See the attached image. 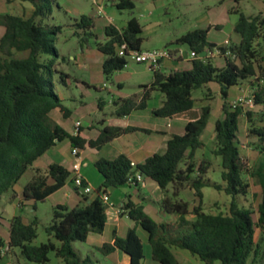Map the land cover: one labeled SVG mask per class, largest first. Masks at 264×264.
I'll list each match as a JSON object with an SVG mask.
<instances>
[{"label": "trees", "instance_id": "trees-1", "mask_svg": "<svg viewBox=\"0 0 264 264\" xmlns=\"http://www.w3.org/2000/svg\"><path fill=\"white\" fill-rule=\"evenodd\" d=\"M20 1L33 5L29 17L0 13V26L5 29L0 39V196L13 190L37 160L66 138L70 139L73 147L81 150L86 148L87 143L99 149L125 132L147 131L135 127H108L96 140L88 142L79 135L69 133L51 118L52 111L57 108L65 113V117L69 114L62 106L52 81L57 72L54 58L41 60L44 54L59 57L54 40L42 20L52 13V1ZM115 6L123 11L133 10L136 5L134 0H116ZM94 25V19L86 15L77 23L80 29L90 32L87 34H91ZM60 30L61 27L56 26L51 31L57 34ZM210 30L195 29L178 39L194 53L191 68L175 70L169 75L154 71V81L143 86L140 102L132 96L121 98L115 104L117 115H128L145 108L151 92L159 91L164 94L165 101L155 114L172 118L195 107L194 90L218 83L226 99L223 106L225 116L215 125L213 154L221 157L223 182L211 181L207 175L212 163L209 160L199 161L196 156L199 150L206 147L203 135L212 113L211 106L207 105L201 108L197 120L187 123L183 134L172 136L164 154H154L143 164H137L136 168L132 167V161L125 154L114 159L97 160L95 166L103 177L102 188L92 200L84 194V204L71 209L67 205L56 207L53 221L46 230L57 242L50 239L47 243L35 245L38 218L27 223L21 214L15 215L10 221V248H20L28 260L40 264H49L51 252H55L65 264H94L91 256L82 257L76 251L74 243L87 242L91 233L102 234L105 231L108 205L103 201L102 194L107 188L130 185L129 175L140 171L162 189L161 209L176 215L172 222H158L146 213L143 205L129 201L123 207L136 226L147 232L151 258L157 264H180L174 247L189 251L205 264H249L250 258L257 256V229L264 232V125H253L249 130L250 135L257 138L261 153L259 164L251 167L242 156L238 138L242 110H230L227 97L232 86L249 82L254 88L255 105H264V15L250 17L240 14L235 26L240 40L231 47L237 58L224 57L223 67L214 65L209 55L214 49L209 40ZM142 33L143 27L135 17L124 28L113 24L106 27L108 39L105 43H98V49L107 56L103 71L108 77L128 64L125 57L119 56L123 44L131 50H142ZM204 51L207 55L201 57ZM63 76L68 77L66 74ZM99 105L103 107L102 103ZM247 176L256 178L262 188L257 221L252 208L239 203V198L249 193ZM73 179L71 169L58 162L51 163L45 172L36 170L32 181L23 189L22 200L45 201ZM169 187L172 188L171 194ZM205 187L224 191L232 197L228 214L205 212L202 205ZM186 188H191L198 199V204L192 209L188 202L177 199ZM191 214L195 219L189 218ZM2 244L0 239V246ZM100 249L107 255L121 250L130 257L131 264H144L146 258L144 243L136 227L130 229L125 237L115 235L111 243L103 244ZM251 264H256V259Z\"/></svg>", "mask_w": 264, "mask_h": 264}, {"label": "rangeland", "instance_id": "rangeland-1", "mask_svg": "<svg viewBox=\"0 0 264 264\" xmlns=\"http://www.w3.org/2000/svg\"><path fill=\"white\" fill-rule=\"evenodd\" d=\"M51 1L52 13L42 18V20L45 29L50 33L49 36L54 40L59 57L44 54L41 60L45 61L53 58L55 60L54 68L57 72L54 73L52 81L55 92L62 100V106L69 114L68 117H65V113L57 108L52 111L51 118L71 134L74 133L75 123L79 121L83 123L86 133L97 135L98 130L101 132L105 128L100 120L111 116L112 111L116 110V101L132 96H136L139 101L144 93L143 86L154 81V70L149 65L138 63L131 58L128 59V64L123 70L115 72L109 77L104 73L103 63L107 56L98 49V43L107 41L106 27L108 25L113 24L118 28H124L128 21L135 17L143 27L144 47L179 50V53L185 59L190 58L191 50L188 45L179 43L178 39L186 33L199 28H211L209 39L212 43L221 44L226 39H230L233 44L237 45L240 37L235 32V26L240 19V14L244 13L250 17L264 15V0H134L135 8L123 11L118 10L115 6L116 0ZM20 2L33 7L30 2ZM30 7H23L17 1L0 0V13L3 14L9 13L29 17L32 14ZM84 15L94 19L95 25L91 30V34H87V32L90 33L88 30L80 29L77 26ZM56 26L61 27L60 32L57 34L51 31ZM4 31V27L0 26V39ZM210 52L215 53V48ZM211 58L217 67L225 66L224 57L214 54L211 55ZM65 74L68 77H64ZM108 91L110 94L106 97ZM252 91H254V88L249 82L232 86L228 90L227 97V100L230 101H228L230 110H235L230 107L233 100L242 95L251 94ZM151 94L153 97L148 104L150 108H153L157 105L158 98L163 94L159 91H153ZM193 98L195 99L193 111L200 110L207 105H210L212 109L209 125L204 134L206 147L199 150L196 156L199 161L209 160L212 163L207 177L213 182L222 183L221 157L214 155L213 150L215 149V125L218 120L225 116L222 106L226 99L221 94V86L214 82L204 88L194 90ZM100 103L104 104L103 107H100ZM240 109L242 115L240 117L238 138L241 153L251 167H256L261 160V153L257 147V138L252 137L249 130L253 125H264V105H243ZM143 114H145V117L140 120L141 123L151 125L154 122L151 111ZM107 144L105 145L107 146ZM110 148L108 145L102 151L107 153ZM72 149L70 139L66 138L40 158L38 163L46 170L48 168L46 164L50 162H60L63 165L71 163L72 165L75 161ZM85 149L81 150V173L83 176L88 177V183L93 191L87 195L92 199L98 195V190L103 185V177L96 168L95 163L104 153H98L96 149ZM34 166L28 169L13 190L0 196V239L3 242L0 246V264H40L28 260L20 248L9 247L8 227L15 215L21 214L29 223L38 218V237L34 244L41 245L47 243L50 239L57 242L47 233L46 229L53 221L54 211L58 205H67L71 209L85 202L84 192L82 190L78 192L72 181H69L65 188L51 195L45 201L22 200L25 185L32 181L36 175L37 169ZM246 178L250 185L249 193L247 196L240 197L239 203L241 206L252 208L254 220L257 221L262 188L256 178L251 176ZM145 180L156 186V182L151 178L145 177ZM122 188H124L125 193H131L132 198L137 202H140L139 200L142 198L141 192L144 194L145 191L134 189V187L128 185L122 186ZM116 189L107 188V191L112 194L111 201L114 202L118 201L119 196ZM203 192L202 205L205 212L211 214H228L230 212L231 196L213 187H205ZM169 193H172L171 187H169ZM177 199L188 202L191 209L198 204V199L191 188L183 190ZM150 201L156 210L151 214L156 221L172 222L176 219L175 214H168L161 209L160 198L154 196ZM189 218L195 219V216L191 214ZM125 222L131 229L136 224L129 217L125 218ZM123 230L125 231V228ZM128 231L126 230V234ZM137 233L144 243L146 256L144 264H157L150 256L151 246L146 239L147 232L138 227ZM103 236L111 239V228H108ZM103 236L99 233H91L93 239H101ZM256 241L259 244L258 254L250 258L249 264L254 259H256V264H264V232L260 229H257ZM74 248L82 257L91 256L94 264H106L107 262L105 254L100 248L91 247L90 250L88 241H76ZM173 250L180 264H205L189 251L178 247H174ZM49 264L65 263L56 256L55 252H51Z\"/></svg>", "mask_w": 264, "mask_h": 264}, {"label": "crops", "instance_id": "crops-1", "mask_svg": "<svg viewBox=\"0 0 264 264\" xmlns=\"http://www.w3.org/2000/svg\"><path fill=\"white\" fill-rule=\"evenodd\" d=\"M5 1H7V0H5ZM11 1H17L18 3L22 4L23 7H26V8L30 7V6H26L25 4L21 3L20 0H11ZM30 9L33 12L34 8L30 7ZM239 40H240V38H239ZM213 44H216V46H217L220 43H213ZM213 48H215V47H213ZM146 49H154V48L144 47V44H143L142 50H146ZM170 51L172 52V57L163 61L162 67L159 70L160 73H162L164 75H169L170 73H172L175 70L189 69L192 67L191 61L194 58V54L192 53V51L190 54V58H185V59L179 53L180 52L179 50L178 51L170 50ZM219 67H223V66H219ZM163 70H166V71H163ZM109 94L110 93L108 91V94L106 95V97ZM142 96L138 102H140L142 100V98H143ZM152 97L153 96L151 94L149 100L146 103V107L143 109L134 110L128 115L119 116L116 113V110H117V107H116V110L112 111L111 116H108V117L100 120V123L105 128L120 127L123 129H127V128H131V127H135V128L145 129L147 131L137 130V131H128V132L123 133L122 135L114 138L111 142H109L107 144V146L109 145L111 147L110 151H108L107 153L102 151L105 147H107L106 145L104 147L97 149V148L90 147L89 144L87 143L86 148L96 149L98 151V153H100V152L104 153L101 158L114 159L121 154H125L131 161L136 162L137 164H143L149 157L153 156L154 154H157V153L158 154H164L167 151L168 143H169L170 139L172 138V136L176 135V134H183L185 132V127H186L187 123L190 121L197 120L200 117L201 109L193 111L194 110V108H193L192 110H190L188 112L179 114V115L174 116L172 118L161 117V116L156 115L155 111L163 106V103L165 101V96L163 94L161 97H159L157 105H155V107H153V108H150L148 103L152 99ZM228 101L229 100H227V102ZM102 105H104V104L102 103ZM223 106H224V104H223ZM223 106H222V108H223ZM150 111H151L152 115L154 116V122L151 125L146 124V123H141L140 120H142L143 117H145L144 116L145 114H143V113L150 112ZM77 122H79V121H77ZM77 122L75 123V125L77 124ZM75 125H74L73 135H79L80 137L87 140L88 142L91 140H96L100 136V133H101L100 130H98L97 135H93L91 133H86L84 128H83L82 122H81V126L79 128ZM203 140H204V135H203ZM84 150H86V149H84ZM52 163H54V162H52ZM58 163H60V162H58ZM50 164H51V162L47 163L46 166L48 167ZM60 164H62V163H60ZM64 166L71 169L72 165L70 163V164L64 165ZM34 167L36 169L42 170L43 172L46 171V169H43L39 165L38 160L36 161ZM84 177L86 178L87 182H89L88 177L85 175H84ZM145 182H146L145 187L132 186V187H134V189H137V190H141V191L145 190L144 194H143V192H141V197L144 199L141 198L139 200L140 202L135 201L132 198L131 193H125L124 188L119 187L116 189V191L119 192L118 201H115V202L112 201L114 203L115 207L113 209L107 210V214H108L107 226L105 228V231L102 234H100L103 236L104 233L106 232V230L108 228H111L112 238L108 239V238L103 236L101 239H97V238L93 239V238H91V234H90L89 238H88L90 250H91V247L92 248L93 247L100 248L105 243H111L113 241L115 235L120 236V237L125 236L126 230L131 229L130 227H128L127 223L125 222V218L129 217V216L127 214V211H125L123 209V207L129 201H133L137 204L143 205L146 213H148L150 216H152L151 215L152 212H155L156 210L154 209L153 204L151 203L150 200L152 199V197L155 196V197L160 198V201H162L164 193L157 183L155 186L154 184H150L146 180H145ZM128 186L131 187V185H128ZM109 194L111 197L112 194L111 193H109ZM159 194H160V196H159ZM94 198H92V199H94ZM92 199H90V200H92ZM84 203L85 202L80 203V204H84ZM118 210L121 212L117 213ZM25 222H27V221L25 220ZM27 223H29V222H27ZM134 227H136V229H138V226H136V224ZM8 228L10 229V226ZM123 228H125V231L123 230ZM146 239H147V236H146ZM150 256H151V253H150ZM105 259L107 261L106 264H131L130 257L127 254L123 253L121 250H117L114 253H111L108 255L105 254ZM145 260H146V258H145ZM145 260H144V263H145Z\"/></svg>", "mask_w": 264, "mask_h": 264}, {"label": "built area", "instance_id": "built-area-1", "mask_svg": "<svg viewBox=\"0 0 264 264\" xmlns=\"http://www.w3.org/2000/svg\"><path fill=\"white\" fill-rule=\"evenodd\" d=\"M233 43L230 39H226L220 45L215 47L216 52H210L209 55H216L220 57H230L233 60L237 58V54L231 49ZM194 54V53H193ZM119 56L125 57L127 60L131 58L132 60L138 63H144L149 65V67L154 71H159L162 67L163 61L172 57V53L168 49H146V50H131L128 48L127 44H123L119 50ZM106 87V85H104ZM243 105L255 106V96L254 91L251 94H246L238 97L230 103V107L237 109ZM81 126V122H77V127ZM72 155L75 158V161L72 163L71 171L73 172L74 179L73 184L78 191H83L84 194H89L93 190L86 178L81 173L82 171V153L81 149L73 147ZM132 167L136 168L137 163L132 161ZM128 183L131 186H146L145 176L140 171H135L131 173L128 177ZM103 201L108 205V209H113L114 203L111 201L110 194L106 191L102 194ZM107 209V210H108ZM121 211L118 210L117 213Z\"/></svg>", "mask_w": 264, "mask_h": 264}, {"label": "water", "instance_id": "water-1", "mask_svg": "<svg viewBox=\"0 0 264 264\" xmlns=\"http://www.w3.org/2000/svg\"><path fill=\"white\" fill-rule=\"evenodd\" d=\"M212 47H216V44L212 43ZM207 55V51L202 52L201 57H205Z\"/></svg>", "mask_w": 264, "mask_h": 264}]
</instances>
